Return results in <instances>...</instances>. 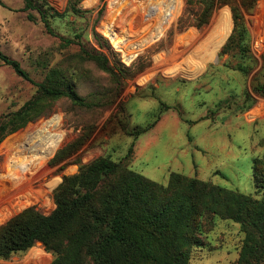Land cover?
<instances>
[{
  "label": "rangeland",
  "instance_id": "374dc122",
  "mask_svg": "<svg viewBox=\"0 0 264 264\" xmlns=\"http://www.w3.org/2000/svg\"><path fill=\"white\" fill-rule=\"evenodd\" d=\"M46 1L62 12L70 0ZM71 1L86 11L50 17L54 35L37 11H32L34 20L27 18L22 0H0V51L17 60L37 82L51 68H60L73 81L75 92L91 102L81 106L64 96L56 98L41 115L1 139L0 224L30 205L50 213L55 206L54 188L63 175L78 170L79 164L73 161L76 157L79 163H87L98 155H108L163 184L171 172H179L253 194V159L264 161V95L253 89L264 82V0H258L253 11L244 15V53H220L233 25L227 4L214 10L204 26H183L179 18L183 14L194 17L197 7L179 0V10L164 35L129 62L125 49L112 44L103 32L109 22L110 0H104L100 13L101 0ZM76 33L80 34L76 44L64 46L59 38ZM81 47L103 54L111 71L80 57ZM179 49H183L180 55ZM213 49L210 57L202 56ZM192 60L201 63L195 72ZM238 64L246 69L240 70ZM36 89L0 60V116L19 109ZM119 119L127 121L129 129L154 123L134 136L121 129ZM38 127L60 133L52 153L34 172L11 169L9 164L26 147L20 138ZM82 136L85 142L67 164L62 168L63 162L49 164L58 149ZM54 180L49 188L47 184ZM199 229L201 243L193 245L188 264H238L244 237L239 223L214 214L204 217ZM51 259V251L37 242L26 251L0 258V264H48Z\"/></svg>",
  "mask_w": 264,
  "mask_h": 264
},
{
  "label": "trees",
  "instance_id": "16d2710c",
  "mask_svg": "<svg viewBox=\"0 0 264 264\" xmlns=\"http://www.w3.org/2000/svg\"><path fill=\"white\" fill-rule=\"evenodd\" d=\"M102 1L99 13L104 6ZM258 0H185L197 7L194 17L184 14L178 23L202 27L219 6L227 4L232 17V30L220 49L230 54L247 48L245 13L253 11ZM27 18L34 20L37 11L47 31L56 34L50 17L68 11L84 13L71 0L62 12L46 0H22ZM73 37L59 35L64 46L79 43ZM97 37H99L97 35ZM78 55L93 60L103 70L111 71L106 57L80 48ZM0 60L19 76L37 86L35 95L22 106L0 116V141L43 113L48 102L67 97L81 106L91 102L75 92L73 81L60 68H51L42 81L31 78L20 63L0 51ZM240 70L246 66L238 64ZM113 71V70H112ZM121 68L117 69L120 73ZM113 73H115L113 71ZM116 74V73H115ZM264 95V82L254 86ZM164 107L169 106L164 104ZM121 129L137 136L149 129L128 128L118 120ZM86 137H80L57 150L50 165L61 162L62 168L77 153ZM78 163L75 173L63 175L53 190L54 208L45 214L30 205L0 224V258L23 252L40 242L51 251L48 264H188L193 245L200 244V223L204 217L218 215L239 223L244 232L238 264H259L264 260V161L253 159L254 193L245 194L197 177L171 172L166 184L152 180L108 155H98L87 163Z\"/></svg>",
  "mask_w": 264,
  "mask_h": 264
},
{
  "label": "bare ground",
  "instance_id": "6f19581e",
  "mask_svg": "<svg viewBox=\"0 0 264 264\" xmlns=\"http://www.w3.org/2000/svg\"><path fill=\"white\" fill-rule=\"evenodd\" d=\"M122 5H124V10L120 9ZM179 7V0H110L107 14L109 22L103 28V32L110 38L112 44L125 49L124 57L129 62L146 45L155 42L164 35ZM113 12L118 14V18H115ZM117 27L118 31H115ZM214 49L202 56L205 58L210 57L214 53ZM179 51L180 55L183 49H179ZM197 57L201 60L200 56ZM191 63L193 72L201 67V63L198 60H192ZM183 71L187 75L186 68ZM193 72H189L188 75ZM50 122L54 123L55 120L51 119ZM59 137V132L50 131L46 127H42L41 129L38 127V129L36 128V130L30 133L26 132L20 138V143L23 142L26 147L21 149V157L14 161L13 164H9L11 169L19 167L21 170L34 172V169L39 164L41 165V163L48 159ZM26 152L29 154L24 156L23 154ZM47 185L49 188L53 187L55 180Z\"/></svg>",
  "mask_w": 264,
  "mask_h": 264
}]
</instances>
